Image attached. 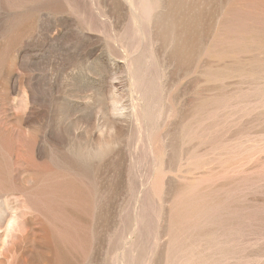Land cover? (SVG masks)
Segmentation results:
<instances>
[{"label": "rangeland", "instance_id": "374dc122", "mask_svg": "<svg viewBox=\"0 0 264 264\" xmlns=\"http://www.w3.org/2000/svg\"><path fill=\"white\" fill-rule=\"evenodd\" d=\"M0 264H264V0H0Z\"/></svg>", "mask_w": 264, "mask_h": 264}, {"label": "bare ground", "instance_id": "6f19581e", "mask_svg": "<svg viewBox=\"0 0 264 264\" xmlns=\"http://www.w3.org/2000/svg\"><path fill=\"white\" fill-rule=\"evenodd\" d=\"M36 182V181H35ZM8 226V225H7ZM32 243H36V240H35V235L33 234V236H32ZM32 246V245H31ZM34 246V245H33ZM12 251V250H11ZM2 263V262H1ZM4 263V262H3Z\"/></svg>", "mask_w": 264, "mask_h": 264}]
</instances>
